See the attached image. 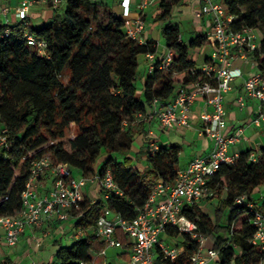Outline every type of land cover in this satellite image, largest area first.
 Returning a JSON list of instances; mask_svg holds the SVG:
<instances>
[{
	"label": "trees",
	"instance_id": "1",
	"mask_svg": "<svg viewBox=\"0 0 264 264\" xmlns=\"http://www.w3.org/2000/svg\"><path fill=\"white\" fill-rule=\"evenodd\" d=\"M66 2L65 10L50 21L39 27L29 25L28 32L46 42L45 55L27 45L19 23L10 24L9 35L4 36L5 24L0 22V128L6 129L10 143L7 149L0 147V216H14L20 210L21 194L36 159L66 163L85 177L100 178L110 170L119 192L103 198L100 190L94 201L85 196L70 212L73 228H81L84 235L67 245L56 243L54 264H80L93 262V255L105 248L95 233L96 218L104 207L132 219L158 180L175 179L181 147L157 143L148 133L147 118L154 99L168 103L178 86L209 80L190 54L207 36L197 35L186 44L177 24H164L160 32L173 60L167 69L159 67V59L154 61L139 97L137 57L156 54V41L129 37L123 13L116 14L104 0ZM180 2L161 0L154 21L167 19ZM223 4L233 16L232 30L260 31L259 46L249 56L264 72V0H223ZM134 121L140 122L137 132ZM151 142L158 146L153 154ZM252 153L255 160L250 158ZM261 185L264 146L257 152H240L209 180L212 194L206 200L216 201L212 217L197 202L184 208L207 237L205 246L216 251L218 264L264 261V251L250 242L252 212L235 202L240 195L251 200L249 195ZM256 208L264 212V200ZM166 232L181 238L185 252L196 250L197 244L186 234L169 228ZM0 264L10 260L4 258Z\"/></svg>",
	"mask_w": 264,
	"mask_h": 264
},
{
	"label": "built area",
	"instance_id": "2",
	"mask_svg": "<svg viewBox=\"0 0 264 264\" xmlns=\"http://www.w3.org/2000/svg\"><path fill=\"white\" fill-rule=\"evenodd\" d=\"M151 0H141L139 5L146 6ZM203 4L198 16L210 14L212 16V33L209 39L213 45L210 61L201 67V71L209 77L205 82L192 81L178 86L173 99L165 103L161 99H154L148 116H155L159 126L164 130L175 127L189 126V110L194 98L201 96L210 111L202 114L203 126L200 133L212 139V146L205 155L191 159L183 169H178L173 182L158 180L145 204L138 209L136 216L126 219L118 213H113L104 207L96 218L95 233L104 242L106 247H119L121 241L114 237L120 230L127 238L129 245V264H204L209 259L216 258V251L205 246L207 237L198 229L196 221L184 214V208L212 194L208 186L220 165L232 163L238 154H228L229 145L238 143L242 138L241 127L231 134H225L227 115L224 106L225 94L231 90V83L241 77L239 68L232 66V51L242 59H247L250 53L258 48L261 38L260 31L252 28H243L234 31L230 27L233 16L227 14L223 3L213 0H202ZM63 0H20L15 16L20 24L21 31L27 45L35 48L40 55H45L46 42L29 33L30 10L33 6L46 5L54 11L60 7ZM130 0H121L122 13L126 17L130 11ZM0 12L5 16V28L2 35L10 32L9 20L6 17L7 6L0 5ZM126 34L139 42L140 34L144 29L141 17L134 19L133 25L128 19L124 24ZM153 59V53L146 54ZM173 60V51L167 50L159 67L167 69ZM153 69V67H151ZM244 96L256 99L259 104L251 123L259 126L264 124V72L252 71L243 81ZM244 97L238 96L236 104L243 107ZM142 118L141 114L137 115ZM135 122V121H134ZM6 129L0 128V147L7 149L10 143L5 135ZM151 133V132H150ZM158 146L150 143V153L153 154ZM256 154L250 155L251 160ZM52 175V186L45 192L38 191L39 179L45 174ZM89 181H97L103 198L111 193H117L118 186L110 170H106L102 177L92 176L91 179L80 176L72 177L71 169L66 163H55L41 157L31 163L30 173L21 194L22 206L14 216H0V227L4 231V238L8 246H14L27 228L41 227L44 221H66L70 218L71 210L84 199V187ZM95 200V199H94ZM92 200V201H94ZM237 204H244L252 218L250 223L254 229L250 242L264 251V212L257 210L255 204L245 195L235 199ZM177 230L186 234L197 244L193 252H185L180 246L166 243L161 236L167 229ZM75 237L84 235L81 228L75 231ZM178 259H181L178 260ZM80 264H93L80 263Z\"/></svg>",
	"mask_w": 264,
	"mask_h": 264
},
{
	"label": "crops",
	"instance_id": "3",
	"mask_svg": "<svg viewBox=\"0 0 264 264\" xmlns=\"http://www.w3.org/2000/svg\"><path fill=\"white\" fill-rule=\"evenodd\" d=\"M20 0L14 3V8L11 10L9 0H0V5L7 6L8 12L6 17L9 20V24L17 23L15 16L16 8ZM116 14H122L121 0H104ZM110 1V2H109ZM130 11L125 17L130 24L133 25L134 19L141 17L144 21V29L140 34V40L145 42L147 40H154L152 38L153 31H160V28L166 24H181L182 22L189 26V31H202L203 35L207 36L206 42L200 46L192 49L193 55L191 59L195 62L197 68H201L204 64L208 63L213 51V45L208 38L212 33V16L210 14H202L198 16L203 1L202 0H181L180 3L175 5L170 13V16L164 21H154V13L161 0H151L146 6L141 7L139 3L141 0H130ZM214 2L223 3V0H213ZM43 19L45 22L50 21L56 11L51 7L42 5ZM5 16L0 12V22L3 23ZM30 22V21H29ZM44 22V23H45ZM197 36V34L195 35ZM180 39L183 41L182 37ZM156 41V40H154ZM157 43V52L154 54L153 59H148L144 55V74L143 71H137V78L142 77V84L145 77L151 73V67H153L154 61L159 59L160 61L167 53V48L162 42L161 45ZM232 66L241 70L242 75L231 83V90L225 94L224 106L227 115V126L225 134L233 133L236 128L241 127L243 129L242 138L238 143L229 145L228 154H239L242 151L251 149L254 152L264 146V124L256 126L251 123V118L255 115L259 102L251 97L244 96L243 81L252 72L256 71L257 67L255 62L249 57L242 59L237 56V53L233 49L232 51ZM139 96L142 95V89L138 91ZM242 95L243 107L236 104L238 96ZM174 97V96H173ZM170 98L168 102L172 99ZM211 107L205 103L204 98L197 96L190 105L189 110V126L188 127H175L171 130H164L159 126V121L155 116H148L147 129L149 135L157 141L159 144H179L181 151L179 154L178 169L185 168L192 158L200 155H205L209 152L212 146V139L208 136L200 133V128L203 126L202 114L205 111H210ZM155 126L160 127L162 134L157 135L155 133ZM151 132V133H150ZM165 135V139L162 136ZM77 177L81 174L77 171ZM52 186V175L45 173L39 179L38 191L40 193L47 192ZM85 196L96 199L99 196V187L97 181H89L84 187ZM255 206H259L262 200H264V185L254 189L249 195ZM74 217L71 216L68 220L60 221H44L41 227L27 228L20 236L18 242L10 247L7 245L4 238V231L0 227V261L4 258L10 260V264H20L21 262L28 260L27 264H54L55 263V248L56 243L63 240L66 241V245L76 239L75 231L78 227L73 228L72 222ZM115 238L121 241L122 244L119 247H106L101 253L93 255V264L98 256H102L101 264H129V245L127 244L126 236L120 231L114 235ZM169 237L166 234L161 236V240L169 243L167 240ZM123 241V242H122ZM4 247H8L6 251ZM113 249L110 260H106L107 249ZM13 258V259H12ZM204 264H218L216 258L207 260ZM264 264V261L261 262Z\"/></svg>",
	"mask_w": 264,
	"mask_h": 264
},
{
	"label": "rangeland",
	"instance_id": "4",
	"mask_svg": "<svg viewBox=\"0 0 264 264\" xmlns=\"http://www.w3.org/2000/svg\"><path fill=\"white\" fill-rule=\"evenodd\" d=\"M11 5H10V8L11 10L14 8V3L17 1V0H9ZM110 2V1H109ZM67 7V2L66 0H63V2L60 4V7L58 9H56V13H62L65 8ZM43 8L41 6H33L30 10V17H29V21H30V24L31 26L33 27H39L41 26V24H43L45 22V20L43 19V17L45 16V13H44V16L42 15L43 14ZM179 30H180V36L182 37L183 39V42L184 43H188L190 41L191 38L195 37V35H203V32L202 31H189V26L186 25L185 23H181L179 24ZM152 38L154 40H156L158 42L159 45L162 44L163 40H162V36H161V32L160 31H153V34H152ZM193 50L190 51V54L193 55ZM137 61H138V67H137V71H143V74H144V61H145V58H144V54H140L138 55L137 57ZM137 72V74H138ZM142 77L140 78H136L135 80V86L137 88V94H138V91L140 90V88H142ZM140 97V96H139ZM138 130H140V122L137 121L134 123V126H133V131L137 132ZM155 133L157 135L159 134H162V132H160V127L159 126H155ZM71 135V134H69ZM162 138L165 139V135L162 136ZM133 151V150H132ZM134 153V151H133ZM100 161H98V164H99ZM140 165L142 167H145L146 166V162L144 160H141L140 162ZM71 174H72V177L75 178V179H78L77 177V170L76 169H71ZM89 179L92 178V176H87ZM199 204V206L201 207V209L208 213L211 217L213 215V209H214V206H215V203L216 201L213 200V201H208L206 199H203V200H200L197 202ZM167 240L170 244H174V245H178L180 246L181 244V238L180 237H175V236H169L167 237ZM62 244L66 245V241L63 240L61 242ZM69 244V243H68ZM5 250L7 251L8 250V247H4ZM112 250L111 248L107 249L106 251V260H110V258L112 257L111 256V253H112ZM13 259V258H12ZM103 257L102 256H98L96 259H95V263L94 264H101V261H102ZM217 259V258H216ZM28 260H25L23 262H21L20 264H27Z\"/></svg>",
	"mask_w": 264,
	"mask_h": 264
}]
</instances>
